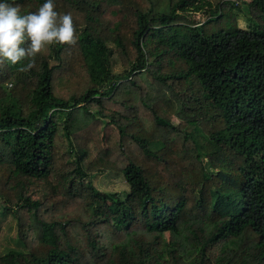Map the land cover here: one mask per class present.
Wrapping results in <instances>:
<instances>
[{
	"label": "trees",
	"instance_id": "1",
	"mask_svg": "<svg viewBox=\"0 0 264 264\" xmlns=\"http://www.w3.org/2000/svg\"><path fill=\"white\" fill-rule=\"evenodd\" d=\"M54 3L76 41L0 62V264H264V0Z\"/></svg>",
	"mask_w": 264,
	"mask_h": 264
},
{
	"label": "clouds",
	"instance_id": "2",
	"mask_svg": "<svg viewBox=\"0 0 264 264\" xmlns=\"http://www.w3.org/2000/svg\"><path fill=\"white\" fill-rule=\"evenodd\" d=\"M75 33L72 14L58 12L54 0H43L36 11L27 14H21L18 5L0 0V62L17 64L32 58L24 66L26 71L45 46L73 44Z\"/></svg>",
	"mask_w": 264,
	"mask_h": 264
},
{
	"label": "rangeland",
	"instance_id": "3",
	"mask_svg": "<svg viewBox=\"0 0 264 264\" xmlns=\"http://www.w3.org/2000/svg\"><path fill=\"white\" fill-rule=\"evenodd\" d=\"M237 18L238 23L241 27H246L248 21L246 20L245 16L241 12H237ZM196 20L202 21L205 18L200 15L196 14L195 18ZM249 23L252 27H255L259 21L258 20H249ZM214 31L217 29L216 26L212 27ZM115 70L123 71V67L118 62L115 66ZM174 121L176 123H180L181 120L174 118ZM196 136V140L198 144L204 146L206 140H204L202 137H197L196 130H193ZM88 153L86 157V161L88 162L90 159L94 157L96 154V149L91 145L88 147ZM93 181L95 185L103 190V191H109V192H119L121 195H125L127 191H129V185L125 181L124 177L121 175H114L111 173L108 174H97L95 177H93ZM18 235V226H17V219L15 215L5 210L2 206H0V254H5L9 250L13 248H21L20 243L17 239Z\"/></svg>",
	"mask_w": 264,
	"mask_h": 264
}]
</instances>
